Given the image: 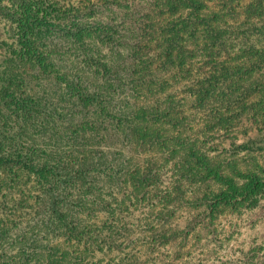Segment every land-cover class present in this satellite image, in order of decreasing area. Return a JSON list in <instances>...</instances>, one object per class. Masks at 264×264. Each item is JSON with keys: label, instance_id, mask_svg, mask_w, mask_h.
<instances>
[{"label": "trees", "instance_id": "trees-1", "mask_svg": "<svg viewBox=\"0 0 264 264\" xmlns=\"http://www.w3.org/2000/svg\"><path fill=\"white\" fill-rule=\"evenodd\" d=\"M59 3L0 0V211L31 233L0 264H147L256 207L264 0Z\"/></svg>", "mask_w": 264, "mask_h": 264}, {"label": "rangeland", "instance_id": "rangeland-1", "mask_svg": "<svg viewBox=\"0 0 264 264\" xmlns=\"http://www.w3.org/2000/svg\"><path fill=\"white\" fill-rule=\"evenodd\" d=\"M57 1L64 6L79 5V0ZM4 33L5 29L0 24V38L5 37ZM62 42L69 48L70 43L67 44L66 39ZM3 56V46L0 44V81L4 71ZM1 98L0 93V110L3 108ZM246 155L264 162V149L245 153L244 156ZM1 208L0 202V210ZM21 218L23 217L18 215L16 217L12 213L5 217L0 211V244L14 247L16 239L24 234L31 235L24 233L28 230V224ZM216 226H218L216 231L204 229L200 230L201 232H193L188 242L174 245V250L161 247L157 254L146 250L144 259L147 264H264V195L256 207L225 214L217 220ZM40 243L42 246L49 245L50 242L46 237ZM177 250L184 251L185 254L177 257L178 255L174 253Z\"/></svg>", "mask_w": 264, "mask_h": 264}]
</instances>
